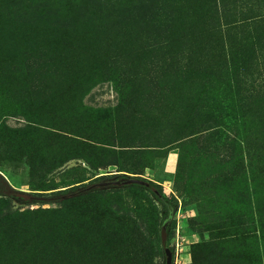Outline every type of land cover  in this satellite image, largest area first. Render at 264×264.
Here are the masks:
<instances>
[{"label":"rangeland","instance_id":"rangeland-1","mask_svg":"<svg viewBox=\"0 0 264 264\" xmlns=\"http://www.w3.org/2000/svg\"><path fill=\"white\" fill-rule=\"evenodd\" d=\"M259 160L264 0H0V264H264Z\"/></svg>","mask_w":264,"mask_h":264},{"label":"trees","instance_id":"trees-1","mask_svg":"<svg viewBox=\"0 0 264 264\" xmlns=\"http://www.w3.org/2000/svg\"><path fill=\"white\" fill-rule=\"evenodd\" d=\"M259 162L262 163V167L261 166L258 167V173L261 176V175H263L264 161H260L259 160ZM81 180H83V179H80L78 181H81ZM124 189L126 191H128V190L131 191V195H130L131 198L138 197V196H146V195L148 196V195H150V196L154 197L155 200L160 201L161 203H163V201L161 200L160 196L154 191V185L151 182L142 180V183H130V184L125 185ZM133 205H135V203H133ZM165 209L167 210V207H165ZM263 230H264V219L263 220L259 219L258 222H257V230L256 231L263 232ZM36 233H43L46 236H50V235L59 236L60 235V231L59 230H56V231L55 230H53V231L52 230H48V231L44 230V231H41V232L37 231ZM157 246H158L157 243H152V241H151V249L153 251L156 250Z\"/></svg>","mask_w":264,"mask_h":264},{"label":"water","instance_id":"water-1","mask_svg":"<svg viewBox=\"0 0 264 264\" xmlns=\"http://www.w3.org/2000/svg\"><path fill=\"white\" fill-rule=\"evenodd\" d=\"M124 183H142L141 181H139L138 179H128L126 180ZM162 230V229H161ZM163 239V235H161V240Z\"/></svg>","mask_w":264,"mask_h":264}]
</instances>
